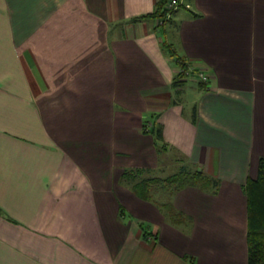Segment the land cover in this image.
Returning <instances> with one entry per match:
<instances>
[{
  "label": "crops",
  "instance_id": "1",
  "mask_svg": "<svg viewBox=\"0 0 264 264\" xmlns=\"http://www.w3.org/2000/svg\"><path fill=\"white\" fill-rule=\"evenodd\" d=\"M159 1L0 0V264H248L264 0ZM174 162L219 180L172 195L179 225L124 176Z\"/></svg>",
  "mask_w": 264,
  "mask_h": 264
},
{
  "label": "trees",
  "instance_id": "2",
  "mask_svg": "<svg viewBox=\"0 0 264 264\" xmlns=\"http://www.w3.org/2000/svg\"><path fill=\"white\" fill-rule=\"evenodd\" d=\"M167 4L168 0H160L156 11L152 15L156 16L158 20L162 19L164 21L165 16L172 13V10L167 8ZM167 47L171 55L175 56V52L171 46L167 45ZM177 59L180 68L183 70L188 69L190 63L186 59H182L181 57H177ZM184 78H186L184 71L179 72L174 85L181 84L185 80ZM149 122L152 124L149 125ZM143 126L146 132L154 134L156 138L159 137L158 129L152 119L146 120ZM140 172L141 169H128L124 176L128 181H134L132 189L139 197L157 204L165 212L167 219L176 225L189 223L192 221V218L173 204L172 195L174 193L190 185L210 190H216L219 186L218 179L210 177L201 170L190 172L182 169L165 179L158 176L141 178ZM155 184L156 187L162 185L167 186L166 189L171 190L165 200H161L159 198L160 195L157 196L158 200L154 195L156 193L154 192L156 188L154 187ZM244 189L247 196L248 212V264H264V157L259 161L257 176L249 178Z\"/></svg>",
  "mask_w": 264,
  "mask_h": 264
},
{
  "label": "built area",
  "instance_id": "3",
  "mask_svg": "<svg viewBox=\"0 0 264 264\" xmlns=\"http://www.w3.org/2000/svg\"><path fill=\"white\" fill-rule=\"evenodd\" d=\"M182 0H168L167 8L169 10H173L174 8L178 7V4L180 5ZM177 6V7H176ZM184 71L185 77H196L200 81L207 83L209 81V75L206 71L202 69H197L196 67L190 65L188 69L183 70L182 68L179 69V72ZM152 123L149 122V125Z\"/></svg>",
  "mask_w": 264,
  "mask_h": 264
},
{
  "label": "rangeland",
  "instance_id": "4",
  "mask_svg": "<svg viewBox=\"0 0 264 264\" xmlns=\"http://www.w3.org/2000/svg\"><path fill=\"white\" fill-rule=\"evenodd\" d=\"M184 4V3H183ZM182 5V3L179 5L178 4V7L177 8H179L180 6ZM177 8H174L173 10H172V12L173 11H175V9H177ZM171 16V13H169V14H167L165 17V19H164V21L162 20V19H159L158 20V24L159 25H163L165 22H167L168 21V19H169V17ZM189 78H192V77H189ZM166 155H163V157H165ZM176 158V157H175ZM173 164H175V166H172V165H168L169 166V169H168V167L167 168H165L166 169V171H162V172H158L157 174L158 175H162V174H164L165 176H168V174L169 173H175V172H178V171H180L181 169L179 168V166H178V164L176 163V162H174ZM172 168V169H171ZM169 170V171H168ZM154 187H156V184L154 185ZM162 187H164L165 189H166V187L165 186H162V185H158L156 188H155V191L154 192H156V193H154V195L156 196V198L158 199V195L160 194V199L161 200H165L166 199V197L167 196H169V190L168 189H166V194H163V192H159L158 191V189L160 188V190L162 189ZM159 200V199H158ZM153 203V202H152Z\"/></svg>",
  "mask_w": 264,
  "mask_h": 264
}]
</instances>
